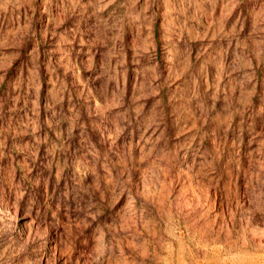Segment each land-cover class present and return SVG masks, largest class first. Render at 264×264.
Returning <instances> with one entry per match:
<instances>
[{"label": "rangeland", "instance_id": "obj_1", "mask_svg": "<svg viewBox=\"0 0 264 264\" xmlns=\"http://www.w3.org/2000/svg\"><path fill=\"white\" fill-rule=\"evenodd\" d=\"M0 264H264V0H0Z\"/></svg>", "mask_w": 264, "mask_h": 264}]
</instances>
